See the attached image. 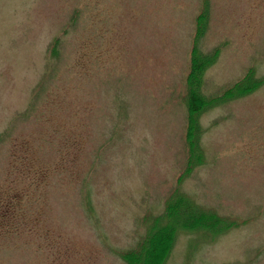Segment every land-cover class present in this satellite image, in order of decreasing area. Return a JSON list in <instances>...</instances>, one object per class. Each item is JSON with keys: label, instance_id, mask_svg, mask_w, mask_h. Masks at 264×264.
Returning <instances> with one entry per match:
<instances>
[{"label": "rangeland", "instance_id": "374dc122", "mask_svg": "<svg viewBox=\"0 0 264 264\" xmlns=\"http://www.w3.org/2000/svg\"><path fill=\"white\" fill-rule=\"evenodd\" d=\"M205 3L201 94L264 81V0H0V264H125L175 188L230 227L165 264H264V82L199 116L178 181Z\"/></svg>", "mask_w": 264, "mask_h": 264}, {"label": "trees", "instance_id": "16d2710c", "mask_svg": "<svg viewBox=\"0 0 264 264\" xmlns=\"http://www.w3.org/2000/svg\"><path fill=\"white\" fill-rule=\"evenodd\" d=\"M195 18L193 45L190 51L189 70L186 76V130L185 144L187 156L182 173L178 181L202 160L199 138L201 129L198 127L199 116L208 108L220 103L249 95L259 88L264 81L254 78L253 70L248 72L232 86L225 89L219 96L206 98L200 92L203 76L217 60L219 49L212 53L199 52L198 42L204 36L207 28V4ZM145 235L136 246L124 252L121 258L125 264H165L173 248L179 232L204 231L220 232L230 227L215 213L199 209L189 199L175 188L168 197L163 214L153 218Z\"/></svg>", "mask_w": 264, "mask_h": 264}]
</instances>
